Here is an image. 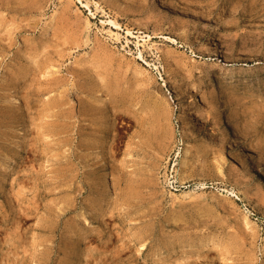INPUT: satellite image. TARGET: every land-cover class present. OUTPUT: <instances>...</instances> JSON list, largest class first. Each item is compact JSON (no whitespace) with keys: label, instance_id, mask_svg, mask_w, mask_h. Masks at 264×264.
<instances>
[{"label":"rangeland","instance_id":"374dc122","mask_svg":"<svg viewBox=\"0 0 264 264\" xmlns=\"http://www.w3.org/2000/svg\"><path fill=\"white\" fill-rule=\"evenodd\" d=\"M0 264H264V0H0Z\"/></svg>","mask_w":264,"mask_h":264},{"label":"bare ground","instance_id":"6f19581e","mask_svg":"<svg viewBox=\"0 0 264 264\" xmlns=\"http://www.w3.org/2000/svg\"><path fill=\"white\" fill-rule=\"evenodd\" d=\"M22 131L23 132L21 133V136L19 137V141H18L19 144L17 145L16 151L14 152L13 156L10 158V164L11 165L17 164L18 160L20 159V157L24 151V141L26 139L27 132H28L25 125L23 126ZM111 182L112 181L110 180V178H108L106 183H104L103 191L106 194H110V192L112 190Z\"/></svg>","mask_w":264,"mask_h":264}]
</instances>
